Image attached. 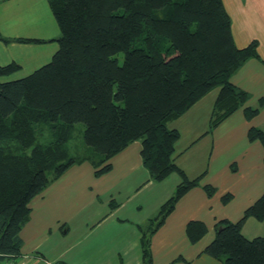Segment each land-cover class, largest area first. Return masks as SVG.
I'll return each instance as SVG.
<instances>
[{
    "label": "trees",
    "instance_id": "obj_1",
    "mask_svg": "<svg viewBox=\"0 0 264 264\" xmlns=\"http://www.w3.org/2000/svg\"><path fill=\"white\" fill-rule=\"evenodd\" d=\"M48 1L61 31L52 59L17 79L9 77L21 70L19 63L0 65V259L21 256V231L31 218L33 198L84 160L92 162L96 175L109 172L111 159L140 140L151 180L173 173L182 178L157 214L138 225L144 264H152L153 234L202 178H189L177 164L181 134L169 122L216 88L211 128L242 107L247 119L257 115L264 99L245 106L250 94L231 77L251 58L264 62L259 43L237 46L223 0ZM80 122L92 151L73 156L68 143ZM45 129L50 138L42 143L39 132ZM249 138L264 145V130L250 128ZM203 188L209 196L216 192L210 184ZM249 217L264 219V193L238 221H218L204 252L222 264H264V237L243 233ZM207 230L203 221L187 225L192 243Z\"/></svg>",
    "mask_w": 264,
    "mask_h": 264
},
{
    "label": "crops",
    "instance_id": "obj_2",
    "mask_svg": "<svg viewBox=\"0 0 264 264\" xmlns=\"http://www.w3.org/2000/svg\"><path fill=\"white\" fill-rule=\"evenodd\" d=\"M223 3L233 21L237 46L245 47L256 39L259 54L264 59V0H223ZM0 36L10 39L5 41L0 37V65L13 61L19 63L21 70L9 77L17 79L27 76L52 59L59 48L57 39L60 30L48 0H0ZM18 37L45 39L46 42H20L15 39ZM231 81L250 94L245 106H257L264 99V62L257 58L249 59L233 74ZM211 92L209 94H213ZM209 94L169 122V127L178 129L181 134L175 150L177 164L189 178L201 175L202 178L200 185L181 197L164 224L153 234L152 264H222L219 259L204 252L215 238L216 223L224 219L238 221L245 210L264 193V145L258 139L249 138L250 128L264 130V106L251 119L245 116L244 107L239 108L211 128L217 96L208 99ZM141 150L142 142L136 140L111 159L113 167L105 177L112 178V182L106 181L109 189L107 196L117 197L127 193L119 199V205L112 214L105 215L103 212L101 216L89 214L76 217L78 212L71 203L74 195L79 197V192H75L79 186L72 184L67 189V182L64 181L73 167L77 166L75 164L34 198H39L38 202L49 207L48 212L41 213L42 217H52L51 221L43 219L35 223L46 227L57 221L64 225L70 220L78 221L77 244L99 228L103 237L98 241L97 250H93L98 263L144 264L138 225L145 224L157 214L161 205L174 194L182 178L179 173H173L163 181L151 180L143 164ZM89 167L93 173L94 166L90 164ZM205 184L216 188L213 196L207 194L203 188ZM128 185V188L124 187ZM96 188L100 194L103 193L100 185ZM128 191L134 192L132 198ZM46 192L51 195L46 197ZM227 194L231 198L224 202L223 197ZM60 207V211L65 210L66 214L56 212ZM192 220L203 221L208 228L207 233L196 243H192L187 235V225ZM35 223H30V227ZM26 227L21 231L24 241L21 256L13 261L24 260L25 263L31 229ZM71 227L69 224L67 233ZM33 228L34 236L45 233V228ZM243 233L248 238L264 237V219L249 217L244 223ZM49 235L52 236L51 228ZM36 247V254L44 258L53 254L51 258L54 263L88 264L87 254L83 250L68 247L58 253L49 250L47 254Z\"/></svg>",
    "mask_w": 264,
    "mask_h": 264
},
{
    "label": "rangeland",
    "instance_id": "obj_3",
    "mask_svg": "<svg viewBox=\"0 0 264 264\" xmlns=\"http://www.w3.org/2000/svg\"><path fill=\"white\" fill-rule=\"evenodd\" d=\"M59 30H60V27H59ZM60 35H61V31H60ZM119 58L121 59V61L123 60L122 53L119 54ZM216 89H217L216 92H211L213 94H209L210 92L208 93L210 95L208 96L209 97L208 99H213L215 95L218 96L220 90L219 88H216ZM212 91H215V89ZM84 129H85V124L81 122L75 124L73 127V137L68 143L70 152L72 153L73 156H82L87 153L89 154L90 151H92V149L84 141V138H83ZM49 138H50V131L48 129L41 130L39 132L40 142L42 143L48 142ZM90 164L93 166L90 160H84L83 162L78 163L77 166L73 167V169L67 174L64 180L67 182V189L70 188L72 184L74 186H79V188L75 191V192H79L77 193L79 197L75 196L74 194H72L71 196V199H72L74 195V200H72L71 206L72 208H74L75 211L78 212L76 213V217L78 215L82 217V216H86L89 214L94 215V216H101L103 212L105 215L107 213L112 214V211L119 205V202H120L119 199L125 196V194H127V193H124L121 196H117V197L115 195L107 196L108 195L107 190L109 189H107L106 181L112 182L111 180L112 178H105V177L106 175H109V172H111V170L105 174L96 175L94 170L92 173L91 168L89 167ZM97 185H100V188L103 189L102 191L103 193L100 194L98 192V189L96 188ZM129 186L130 185L124 186V187L128 188ZM94 188L95 190L92 191ZM56 190H54L52 193H54ZM62 191L64 192L65 189H63ZM128 193L131 194V198H132L134 195V192L128 191ZM50 195L51 193L49 194V192H46V197L47 196L49 197ZM38 201H39V198H36V199L33 198V200L31 201L32 207L34 206L33 207V218L34 219L31 218L33 220L30 222L31 220L30 219L27 222L26 224L27 227H30L31 225L30 223H35L36 221L38 222L44 221L43 219H46V221H51L52 217L49 216L47 218H43L41 215V213L48 212L49 210L48 205L46 204L42 205V203ZM41 206H42V209H41ZM60 210H61V207L56 212L59 214H66L65 210H62V212ZM38 214L40 215L39 216L40 218L37 216ZM67 222H68L67 225H64L63 222L57 221L53 225H47L46 227L39 226L37 223H35L34 225L32 224L33 226L30 227L31 229L28 235L29 239L27 240L28 244L26 246V250L27 251L30 250V252L26 253L27 251H25L26 258H25V263L23 264H31L30 257L33 258V260L35 259V257H42L36 254L37 252L35 251L37 249H35V246H37L36 248H38L39 250H44V252L47 254H49L48 253L49 250H53L54 253H58L61 250H65L68 247H72L73 250H77V251L83 250V252L87 254L86 258L88 260L87 261L88 264H102V263H98V257H96L95 255L96 252H94L98 248V241L100 240L101 237H103V234H101L100 229L99 228L94 229L89 237H87L85 240L80 241L77 244L75 243V238L78 233L77 231L78 224L76 225L78 221L70 220ZM69 224H71L73 228L71 227V231L67 233L66 229L68 228ZM33 227L38 228V229L45 228V233L34 236ZM50 228L52 231V236L49 235ZM52 255L50 257L48 256V258L42 257V259H44L50 264H53L54 263L53 258H51ZM27 257L29 259H27ZM22 262H24V260ZM14 263L21 264V262L13 261L10 258L0 259V264H14ZM38 264H43V261H38Z\"/></svg>",
    "mask_w": 264,
    "mask_h": 264
},
{
    "label": "built area",
    "instance_id": "obj_4",
    "mask_svg": "<svg viewBox=\"0 0 264 264\" xmlns=\"http://www.w3.org/2000/svg\"><path fill=\"white\" fill-rule=\"evenodd\" d=\"M29 259V258H28ZM37 261V262H36ZM38 261H43V264H50L47 261H45L44 259H42V257H35V259L33 260V258L30 257V263L31 264H38ZM24 262H21V264H23ZM16 264V263H14Z\"/></svg>",
    "mask_w": 264,
    "mask_h": 264
}]
</instances>
